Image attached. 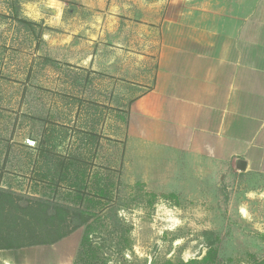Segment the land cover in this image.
<instances>
[{
  "label": "rangeland",
  "instance_id": "1",
  "mask_svg": "<svg viewBox=\"0 0 264 264\" xmlns=\"http://www.w3.org/2000/svg\"><path fill=\"white\" fill-rule=\"evenodd\" d=\"M26 1L0 0V242H30L39 201L64 208L67 235L0 250V264H264L253 184L219 172L193 184L202 171L185 154L124 150L130 104L155 69L143 46L66 38L75 14L62 28L25 26L14 15L32 22Z\"/></svg>",
  "mask_w": 264,
  "mask_h": 264
},
{
  "label": "crops",
  "instance_id": "2",
  "mask_svg": "<svg viewBox=\"0 0 264 264\" xmlns=\"http://www.w3.org/2000/svg\"><path fill=\"white\" fill-rule=\"evenodd\" d=\"M26 5L32 22L50 28L75 14L66 38L110 43L128 54L134 47L126 44L136 42L143 46L138 56L154 61L150 89L130 104L124 150H170L177 161L185 154L188 169L202 171L193 184L207 185L215 172L237 174L256 187L247 196L264 197V0Z\"/></svg>",
  "mask_w": 264,
  "mask_h": 264
},
{
  "label": "trees",
  "instance_id": "3",
  "mask_svg": "<svg viewBox=\"0 0 264 264\" xmlns=\"http://www.w3.org/2000/svg\"><path fill=\"white\" fill-rule=\"evenodd\" d=\"M15 19L25 26H39L38 24L34 22H30L27 20H22L17 17V15H14ZM42 145V149H43ZM41 149V150H42ZM35 205L30 206V242L26 244H13L9 241L8 235L9 232L3 234L5 236L0 242V250H10L17 247H22L25 245L29 246H40V245H51L55 244L62 238H64L67 233L65 232V229L63 228V222H64V213L66 211L64 208L58 204H51L43 202L41 203H34ZM52 210L54 211L53 215H48V211ZM46 216V218H45ZM46 220V221H44ZM24 227H26V224L28 226V223L26 220L22 221ZM82 223V222H81ZM39 224V225H38ZM36 225L41 226L42 230L37 231ZM15 227V226H14ZM35 227V228H34ZM2 235V236H3Z\"/></svg>",
  "mask_w": 264,
  "mask_h": 264
},
{
  "label": "built area",
  "instance_id": "4",
  "mask_svg": "<svg viewBox=\"0 0 264 264\" xmlns=\"http://www.w3.org/2000/svg\"><path fill=\"white\" fill-rule=\"evenodd\" d=\"M25 145L28 148H34L36 146V142L32 139H26Z\"/></svg>",
  "mask_w": 264,
  "mask_h": 264
},
{
  "label": "water",
  "instance_id": "5",
  "mask_svg": "<svg viewBox=\"0 0 264 264\" xmlns=\"http://www.w3.org/2000/svg\"><path fill=\"white\" fill-rule=\"evenodd\" d=\"M242 163H243L242 161H239V162H238L237 168H238L239 170H244V168H245V164H244V163L242 164ZM240 164L243 165V166L240 167V166H239Z\"/></svg>",
  "mask_w": 264,
  "mask_h": 264
}]
</instances>
